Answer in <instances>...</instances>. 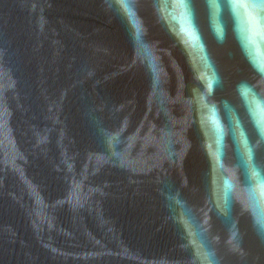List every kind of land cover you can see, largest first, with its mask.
<instances>
[{"label":"water","instance_id":"obj_1","mask_svg":"<svg viewBox=\"0 0 264 264\" xmlns=\"http://www.w3.org/2000/svg\"><path fill=\"white\" fill-rule=\"evenodd\" d=\"M0 264H264V0H0Z\"/></svg>","mask_w":264,"mask_h":264}]
</instances>
